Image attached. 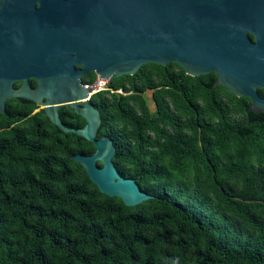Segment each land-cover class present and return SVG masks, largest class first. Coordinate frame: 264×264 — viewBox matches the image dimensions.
<instances>
[{
    "label": "trees",
    "instance_id": "1",
    "mask_svg": "<svg viewBox=\"0 0 264 264\" xmlns=\"http://www.w3.org/2000/svg\"><path fill=\"white\" fill-rule=\"evenodd\" d=\"M215 81L150 63L92 96L115 169L153 196L134 207L101 194L71 159L92 155L93 143L32 102L8 104L0 264H264V115H246V98ZM59 116L85 124L69 109Z\"/></svg>",
    "mask_w": 264,
    "mask_h": 264
},
{
    "label": "water",
    "instance_id": "2",
    "mask_svg": "<svg viewBox=\"0 0 264 264\" xmlns=\"http://www.w3.org/2000/svg\"><path fill=\"white\" fill-rule=\"evenodd\" d=\"M72 10L59 13L43 35L32 33L27 40L26 69L39 78L27 98L59 131L94 144L92 155L71 159L101 194L120 199L126 207L153 197L117 172L112 140L97 138L100 113L90 103L96 92L80 82L89 72L110 81L133 76L146 64L176 63L191 77L215 73V86L250 99L249 112L264 114V99L256 93L264 88V0H76ZM72 53L81 68L74 73L67 66ZM44 57H51L55 71L71 79L42 80L48 70ZM61 109L72 110L84 126L66 127ZM4 112L5 102L0 101V114Z\"/></svg>",
    "mask_w": 264,
    "mask_h": 264
},
{
    "label": "flooded vegetation",
    "instance_id": "3",
    "mask_svg": "<svg viewBox=\"0 0 264 264\" xmlns=\"http://www.w3.org/2000/svg\"><path fill=\"white\" fill-rule=\"evenodd\" d=\"M76 0H0V101L5 102V112L7 114L8 104H24L31 102L27 98V93L39 86L37 76H33L26 69L25 53L29 48V42L32 33L43 35V30L48 28L63 12H72ZM72 7V9H71ZM60 13V14H59ZM74 23H72V28ZM254 43V38L249 35ZM74 53L69 57L71 71H79L81 68L73 63ZM44 66L48 69L40 78L48 82H56L63 78L69 81L70 76L64 73L56 72L54 64H51V57H44ZM94 73L89 72L80 79V82L87 86L95 87L98 78L93 81ZM109 82V81H108ZM106 83V85L108 84ZM106 88V87H105ZM10 93L18 95L12 96ZM256 93L259 98L264 99V88L258 87ZM92 98V97H91ZM47 101V98L38 99ZM249 104L246 108V115L251 107V100L246 98ZM91 101V99H90ZM37 108L34 112L39 111ZM61 109L59 113L62 111ZM70 110V109H69ZM257 114V113H253ZM262 114V113H260ZM264 115V114H262Z\"/></svg>",
    "mask_w": 264,
    "mask_h": 264
},
{
    "label": "built area",
    "instance_id": "4",
    "mask_svg": "<svg viewBox=\"0 0 264 264\" xmlns=\"http://www.w3.org/2000/svg\"><path fill=\"white\" fill-rule=\"evenodd\" d=\"M106 83H107L106 81H102V80L98 79L97 85H96V91L95 92H98L100 90L105 89ZM112 92H114V93H121L120 90H115V91L113 90Z\"/></svg>",
    "mask_w": 264,
    "mask_h": 264
},
{
    "label": "rangeland",
    "instance_id": "5",
    "mask_svg": "<svg viewBox=\"0 0 264 264\" xmlns=\"http://www.w3.org/2000/svg\"><path fill=\"white\" fill-rule=\"evenodd\" d=\"M120 91H121V90H120ZM120 94H124L123 91H121ZM145 97H146L147 101L149 102L148 104H149L150 108L153 110V105H152V102H151V92L147 93V94L145 95Z\"/></svg>",
    "mask_w": 264,
    "mask_h": 264
},
{
    "label": "bare ground",
    "instance_id": "6",
    "mask_svg": "<svg viewBox=\"0 0 264 264\" xmlns=\"http://www.w3.org/2000/svg\"><path fill=\"white\" fill-rule=\"evenodd\" d=\"M106 82H108V81H106ZM88 87V86H87ZM94 89H95V91H96V86L95 87H93ZM104 90V89H103ZM100 91H102V90H100ZM97 93V92H96Z\"/></svg>",
    "mask_w": 264,
    "mask_h": 264
}]
</instances>
